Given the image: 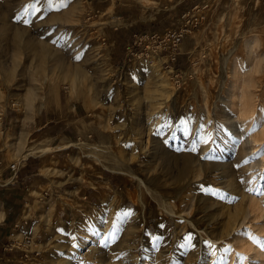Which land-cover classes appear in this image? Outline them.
I'll use <instances>...</instances> for the list:
<instances>
[{
    "label": "rangeland",
    "instance_id": "374dc122",
    "mask_svg": "<svg viewBox=\"0 0 264 264\" xmlns=\"http://www.w3.org/2000/svg\"><path fill=\"white\" fill-rule=\"evenodd\" d=\"M194 16L170 69L153 32ZM263 29L264 0H0L2 124L46 95L84 106L96 126L48 163L58 185L17 219L32 251L0 247V264H251L233 244L235 231L259 240L245 217L250 198L264 199V71L252 70ZM236 61L253 94L234 86ZM105 167L100 196H84Z\"/></svg>",
    "mask_w": 264,
    "mask_h": 264
},
{
    "label": "crops",
    "instance_id": "0c3cea01",
    "mask_svg": "<svg viewBox=\"0 0 264 264\" xmlns=\"http://www.w3.org/2000/svg\"><path fill=\"white\" fill-rule=\"evenodd\" d=\"M117 17L120 19L119 15ZM139 25L134 19L123 20L118 28L130 35ZM34 107L32 113L20 120H8L4 124L0 120V236L14 220L31 213L30 206L41 200V187L52 183L58 185L60 170L53 173L52 165L48 163H54L61 153L69 152L73 137H84L96 127L93 120L85 118V113L80 114L84 106L74 110L65 96L42 95ZM48 143L57 145V148L53 146L56 149L46 154L42 148ZM29 150L32 153H27ZM13 161L19 162L17 171L8 167ZM44 168L48 173L43 172ZM106 170L107 167L90 176L91 183L86 184L82 191L84 196H100ZM116 179L115 174H110L111 182ZM133 179L124 185H131ZM26 185L32 188L29 190ZM62 186L61 189L64 188Z\"/></svg>",
    "mask_w": 264,
    "mask_h": 264
},
{
    "label": "bare ground",
    "instance_id": "6f19581e",
    "mask_svg": "<svg viewBox=\"0 0 264 264\" xmlns=\"http://www.w3.org/2000/svg\"><path fill=\"white\" fill-rule=\"evenodd\" d=\"M264 30V29H263ZM257 39V38H256ZM249 44L251 45L252 43L251 42H255L256 43V41H252V39L251 40H249ZM259 42H260V40H259ZM251 46H253V45H251ZM252 48V47H251ZM253 53V52H252ZM261 58L259 59V61H257L258 59H256V62H255V64H254V66H253V68H252V70L254 71V70H256V71H258V72H263L264 71V69L263 70H261L260 68V63H261V61L264 63V57H262V55L260 56ZM240 60V59H239ZM263 68H264V66H262ZM252 70H250V74H251V71ZM232 76H233V79H234V86H236V87H238V85L239 86H242L244 89H245V93H249L250 92V90H251V88H250V81L252 80V77H251V75H249V78L251 77V79H246L245 78V76L243 77L242 76V69H241V63L240 62H234L233 63V65H232ZM255 71V72H256ZM256 75V74H255ZM239 82H241V83H239ZM260 83H263L264 82V76L260 79V81H259ZM239 83V84H238ZM255 83V82H254ZM242 84V85H241ZM232 85V84H231ZM233 93H234V91H233ZM253 94V92H250L249 94ZM230 95V94H229ZM233 96L235 97V99H237L236 97L238 96V95H234L233 94ZM240 96V95H239ZM238 96V97H239ZM240 99V98H239ZM241 99H243V98H241ZM247 99L244 97V101H245V103H247L248 101H246ZM236 101H238V100H236ZM246 105H248L249 106V103L248 104H246ZM252 105V104H251ZM250 105V106H251ZM245 106V105H244ZM240 124V123H239ZM241 124L242 125H240V126H242V128H245V127H247V122H246V120L244 119H241ZM250 124V123H249ZM249 124H248V126H249ZM236 132V131H235ZM264 132V131H263ZM262 132V133H263ZM261 133V132H260ZM254 136V137H253ZM252 136V134L250 135V137H249V141L250 142H253V141H255L256 140V138L257 137H255V135H253ZM253 138H255V140L253 139ZM248 142V141H247ZM63 147V146H62ZM251 147V146H250ZM56 148H57V146H56ZM264 200V199H263ZM263 200H260V199H257L256 197H252V198H250V201H249V206H248V210H247V214H246V217L245 218H248V219H250L251 220V222H252V224L250 225L251 227H252V230L253 231H255V233L258 235V241H264V201ZM245 218H242V220L240 221L239 220V223H238V225H243L244 223H246L248 220H246ZM237 225V226H238ZM235 228V227H234ZM236 230V229H235ZM234 236H235V243L233 244V250H235L236 248H237V250L239 249L238 247H237V243H239V242H243L244 243V246H243V248H245V251L246 252H249L248 253V257L249 258H252V260H250L249 258V261H251V264H264V249H262L261 248V246L259 245V243L257 244V245H255V246H253L252 244L253 243H251V242H249V243H247V242H244L245 240H244V238L243 237H241L242 235H240V234H238V232L237 231H235V234H234ZM88 237V235H86L85 236V238H87ZM244 240V241H243ZM78 245V244H77ZM243 245V244H242ZM239 246V245H238ZM68 250H70V251H73V249L72 248H68ZM75 250H76V248H75ZM71 253V252H70ZM73 255V254H72ZM76 256V255H75ZM64 261H67V260H64ZM58 262V261H57ZM62 263V262H61ZM60 263V264H61ZM63 264V263H62ZM65 264H66V262H65ZM70 264V263H69Z\"/></svg>",
    "mask_w": 264,
    "mask_h": 264
},
{
    "label": "built area",
    "instance_id": "2783aa9c",
    "mask_svg": "<svg viewBox=\"0 0 264 264\" xmlns=\"http://www.w3.org/2000/svg\"><path fill=\"white\" fill-rule=\"evenodd\" d=\"M195 17V16H194ZM195 20L194 22L192 20ZM191 21V22H189ZM197 17L192 18L190 20L184 21L180 27L178 28H166L163 31L153 32L154 36H160V44L161 51L165 50L164 56H167L165 62V66H168L172 69V64L176 61L177 53H178V44L184 38L185 32L189 30V25L195 26L198 23ZM191 23V24H190ZM139 31L134 33L135 40L140 39L142 36L138 34ZM161 33L160 35L158 33ZM8 167L11 170L17 171L19 169V162L13 161ZM26 221L15 220L10 225V229L8 230V236L6 240L0 244L1 249L4 251L9 250H19L23 251L26 255L28 252L30 253L31 246V235L28 228L25 226Z\"/></svg>",
    "mask_w": 264,
    "mask_h": 264
},
{
    "label": "snow or ice",
    "instance_id": "6c2138e0",
    "mask_svg": "<svg viewBox=\"0 0 264 264\" xmlns=\"http://www.w3.org/2000/svg\"><path fill=\"white\" fill-rule=\"evenodd\" d=\"M49 4H51L52 0H48ZM34 7V6H33ZM37 11L39 9H36ZM28 21H25V23H27ZM261 153L264 154V149L261 150ZM252 189H249V191H251ZM261 194H264V192H261ZM189 239H191V237H189ZM254 242H258L259 245L261 246L262 249H264V241H254Z\"/></svg>",
    "mask_w": 264,
    "mask_h": 264
}]
</instances>
